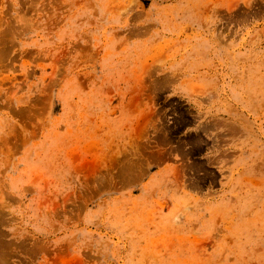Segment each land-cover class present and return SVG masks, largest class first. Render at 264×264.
Listing matches in <instances>:
<instances>
[{"label":"rangeland","instance_id":"rangeland-1","mask_svg":"<svg viewBox=\"0 0 264 264\" xmlns=\"http://www.w3.org/2000/svg\"><path fill=\"white\" fill-rule=\"evenodd\" d=\"M0 264H264V0H0Z\"/></svg>","mask_w":264,"mask_h":264}]
</instances>
